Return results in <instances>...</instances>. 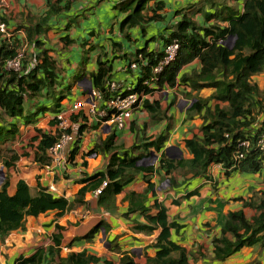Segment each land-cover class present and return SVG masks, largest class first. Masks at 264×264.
<instances>
[{
	"label": "crops",
	"instance_id": "0c3cea01",
	"mask_svg": "<svg viewBox=\"0 0 264 264\" xmlns=\"http://www.w3.org/2000/svg\"><path fill=\"white\" fill-rule=\"evenodd\" d=\"M158 1L164 3L162 11L157 12L158 17L151 19L152 12L146 11V21L126 33L119 30L126 16L120 11L121 0H76L67 10L51 18L50 29L42 39L45 46L50 48L48 55L57 62L62 79L71 83L75 76L72 87L75 101L64 98L60 105L61 112L66 116L71 113L69 119L76 117L70 122L71 133L77 140L72 143L73 146L70 144L63 150L66 158L63 165H54L49 160V164L44 166L36 159V147L40 132L55 135L56 114L47 112L28 127H21L12 146L17 160L7 170V192L14 194L16 184L21 180L27 184L32 195L45 190L55 197H64L72 203V208L59 218L55 217L54 212L36 218L28 217L23 231L11 232L0 242V264H16L19 258L26 259L37 250L43 251L42 264H55L59 257L82 252L99 259L96 264H120L123 254L131 256L134 264H146L147 258H153L156 254L152 246L160 229L151 233L135 229L137 225H146L147 220L140 211L128 212L129 202L126 198L132 193L144 196L146 206H152L155 202L163 205L167 209L168 219L183 227L179 233L172 231L171 238L187 250L189 264H264V250L259 246L243 248L223 263H214L209 259L212 257V238L219 236L228 213L242 210L248 218L254 215L253 210L242 207L239 199L247 200L253 193L264 189V170L257 174H243L211 165L207 178H194L183 169L167 175L161 168L162 156L173 161L191 159L185 140L200 136L203 120L201 116L188 112L191 105L188 103H192L196 97L208 99L215 90L202 87L196 91L193 88L191 81L200 72L197 60L181 68L174 87L163 84L157 89L152 97L158 103L156 111L140 105L125 129L95 124L82 111H72L74 102L85 99L88 92L82 87L83 91L79 89L78 84L82 82L90 87L88 74L97 70L96 59L101 53L111 65L109 82L124 86L123 92L127 87L133 90L143 72H131L127 69L128 65L137 60L139 51L162 52L165 40L182 17L190 18L200 26L206 22L225 26L227 23L220 22V19L229 16L227 8L232 10L234 16L230 15L233 17L242 12V0H218L220 5L214 8L205 5L204 0H150L147 6L154 8ZM56 2L8 0L6 14L1 18L6 20L10 30H14L25 25L29 17L44 16ZM108 16L110 22L106 24ZM64 38L71 40V43L64 44ZM84 51L88 52L87 64L92 66L90 72H85V67L81 68L80 64L73 62L75 54L82 59ZM27 52L30 62L35 61L32 58L33 49L28 48ZM79 73L81 76L77 77ZM132 76H137L135 84L130 82ZM251 82L264 90V72L253 76ZM75 84L78 85L76 90ZM208 105L211 109L216 106L226 109L228 106L226 102L217 100H211ZM79 128L81 131L78 133ZM109 136L113 137V147L116 148L113 151L104 150L103 142ZM158 137L165 138L160 151L151 148L144 152L142 144ZM75 147L76 155L69 161V153ZM124 154L144 155L141 167L152 168V171L140 172L134 181L123 188L116 196V209L113 212L104 213L98 209L93 192L85 193L82 198L84 203H73L84 186L80 183L84 175L91 176L101 171L114 158H122ZM150 155L153 156L149 158ZM148 184L153 186L152 190H148ZM156 213L153 209L150 215ZM100 224L103 227L87 238ZM54 236L60 237L58 245L54 242Z\"/></svg>",
	"mask_w": 264,
	"mask_h": 264
},
{
	"label": "trees",
	"instance_id": "16d2710c",
	"mask_svg": "<svg viewBox=\"0 0 264 264\" xmlns=\"http://www.w3.org/2000/svg\"><path fill=\"white\" fill-rule=\"evenodd\" d=\"M76 0H57L52 4L44 16L29 17L25 25L10 30L6 20L0 13V23H3L9 37L0 33V167L4 177L0 183V242L14 231H23L28 217H38L48 212H54L55 217H62L72 208V203L64 197H55L45 190L32 195L24 181H18L15 192L9 195V177L7 170L14 166L17 156L12 150L20 128L33 124L45 113L58 114L62 111L60 102L67 98L75 101L72 95L71 83L62 79L57 62L48 52L42 39L50 29L51 18L67 10ZM120 11L126 16L122 20L119 30L127 32L146 21L144 13L152 12L151 19L158 17L164 3L158 1L154 8L147 6L150 0H121ZM63 3L64 5H62ZM218 0H204V4L212 8L220 5ZM150 9V10H148ZM230 14L232 10L227 8ZM229 14L221 18L225 26L210 23L198 25L190 18L182 17L174 30L165 40L166 44L176 41L179 45L175 62L160 76L154 89L142 85V80L151 77V69L162 59V52L148 53L139 51L137 55L146 59L147 66L143 68L142 78L131 91L137 94L151 95L142 105L156 111L158 103L153 99V93L163 84L174 87L176 77L182 67L197 60L200 72L192 79L196 91L202 87H211L215 91L208 99L194 98L188 112L201 116L203 124L200 127V136L185 140V147L191 155L189 160H169L162 156L161 168L168 175L178 169L185 170L186 174L194 178H207L208 168L219 165L226 171H236L243 174H257L264 170V153L255 149V142L262 133V123L259 127L260 116L264 114V90L251 82V78L264 72V0H242V12L236 17ZM208 21L209 17H206ZM15 34V35H14ZM69 45L71 40L62 39ZM33 49L35 61L27 55V49ZM23 50L24 58L18 71L9 70L6 64L16 59ZM88 52L84 51L80 67L88 60ZM137 57V59L139 58ZM101 53L96 59L97 70L88 74L91 88L100 93L104 101L109 98L107 84L110 79L111 65ZM34 62V63H33ZM71 81V80H70ZM78 89V88H77ZM81 89V88H80ZM82 90V89H81ZM83 91V90H82ZM82 94H85L83 92ZM153 99V100H152ZM152 100V101H151ZM211 100L226 102V109L218 106L211 109L208 105ZM151 101V102H150ZM152 110V111H153ZM76 118L72 117L71 120ZM54 121L57 125L56 117ZM54 123V122H53ZM80 128L78 133L80 132ZM65 132L71 134L72 126ZM62 132L57 129L55 135L40 132L39 144L36 147V159L42 165L49 164L46 150L53 146ZM77 133V134H78ZM164 137L147 141L142 144L144 152L153 148L157 152L163 147ZM247 139L251 142L250 151L243 160L235 165V155L242 151L238 144ZM104 143V150L113 151V137L109 136ZM77 143H74L76 145ZM73 146V144H72ZM136 149V147H134ZM76 155V147L71 150L68 160ZM145 156H129L114 158L101 171L86 176L80 180L84 186L78 191L73 203H84L85 193L94 192L105 184L97 196V208L104 213H111L116 209V196L123 188L134 181L140 172H151L152 168L141 167ZM229 173V172H228ZM171 186H173L170 183ZM153 186L148 184V190ZM128 212L140 211L147 220L146 225H137L136 230L149 233L160 229L153 248L156 254L147 258L146 264H189L187 250L174 242L172 231L179 233L183 228L176 221H170L167 209L157 202L146 206V198L142 195L129 194ZM243 208L254 211L250 218L242 210L227 214L220 234L212 238V257L210 261L223 263L239 253L243 248L259 246L264 250V189L253 193L247 200L239 199ZM157 213L150 215L151 210ZM149 224V225H148ZM103 225H98L90 232L91 238ZM106 229V227H104ZM107 231V229H106ZM56 245L60 242L59 236H54ZM43 251L37 250L32 256L21 259L16 264H42ZM99 259L82 253H70L64 258H58L55 264H96ZM120 264H134L131 256L123 254Z\"/></svg>",
	"mask_w": 264,
	"mask_h": 264
},
{
	"label": "built area",
	"instance_id": "2783aa9c",
	"mask_svg": "<svg viewBox=\"0 0 264 264\" xmlns=\"http://www.w3.org/2000/svg\"><path fill=\"white\" fill-rule=\"evenodd\" d=\"M8 6V0H0V13L6 10ZM0 33L9 37L8 30L3 23H0ZM179 45L176 41H172L164 46L162 53V59L151 69V77L142 80V85L148 89H154L160 76L164 71L172 65L178 55ZM23 50L18 53L16 59L7 62L6 68L13 71H18L21 67V60L24 58L22 54ZM147 66L146 59L139 56V58L130 63L127 69L131 72H137V70H142ZM124 86L119 85L115 82H109L107 85V90L109 93V98L104 101L100 93L93 90L92 88L86 93L85 99L74 102L72 105L73 112H83V114L89 118L91 122L99 125H109L116 129H125L128 126V121L130 120L132 114L136 109L143 104L144 100L150 99L151 95L137 94L131 92V88H126V91H122ZM157 92V91H156ZM154 92L153 95L156 93ZM154 97V96H153ZM189 105L191 103H188ZM68 113L60 112L56 115L57 125L56 129L60 130L62 133L58 138L57 142L46 150V156L49 158L52 164L61 166L65 163L66 158L63 155V150L75 140L77 137L74 134L65 132L70 127V119ZM259 127L262 123V133L257 138L255 142V149L264 153V114L260 116ZM238 147L242 151L238 152L235 157V165H238L241 160L244 159L247 152L250 151L251 142L247 139L242 140ZM105 184L102 185L98 190L94 191L92 194L94 197L101 193Z\"/></svg>",
	"mask_w": 264,
	"mask_h": 264
},
{
	"label": "rangeland",
	"instance_id": "374dc122",
	"mask_svg": "<svg viewBox=\"0 0 264 264\" xmlns=\"http://www.w3.org/2000/svg\"><path fill=\"white\" fill-rule=\"evenodd\" d=\"M108 18H109V20L107 19V21H106V24L108 23V22H110V17L108 16ZM83 55V54H82ZM86 57H88V56H86ZM74 63H77V64H80L81 63V59H80V57H79V55L76 53L75 54V59H74V61H73ZM87 62H88V60L86 61V62H84L85 63V65L83 66V67H81V68H84L85 67V72H90V70H91V68H92V66L88 63L87 64ZM79 76H81V73H79L78 74V76L77 77H79ZM75 76H73V79L71 80V84H73L74 83V78ZM130 82H132L133 84H135L136 82H137V76H132V78H130ZM77 84H78V82H77ZM79 85V86H78ZM78 85H74L75 86V90L77 89V86H78V88L80 89L81 87L82 88H84L85 90H89L88 89V87L89 86H87V84H83L82 82L81 83H79ZM0 170H1V167H0Z\"/></svg>",
	"mask_w": 264,
	"mask_h": 264
},
{
	"label": "water",
	"instance_id": "95a60500",
	"mask_svg": "<svg viewBox=\"0 0 264 264\" xmlns=\"http://www.w3.org/2000/svg\"><path fill=\"white\" fill-rule=\"evenodd\" d=\"M89 89H91V84H90ZM152 156H153V155H150L149 158H151ZM149 158H147V160H148ZM3 177H4L3 172H2V170H0V183H1L2 179H3Z\"/></svg>",
	"mask_w": 264,
	"mask_h": 264
}]
</instances>
